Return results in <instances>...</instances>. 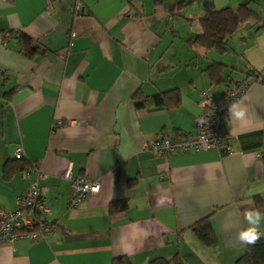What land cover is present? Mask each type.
I'll use <instances>...</instances> for the list:
<instances>
[{
	"label": "crops",
	"instance_id": "crops-1",
	"mask_svg": "<svg viewBox=\"0 0 264 264\" xmlns=\"http://www.w3.org/2000/svg\"><path fill=\"white\" fill-rule=\"evenodd\" d=\"M244 4L258 18L225 53L190 45L203 16ZM23 35L39 51L33 58L21 52ZM215 64L223 69L214 84ZM242 80L249 89L226 127L233 153L142 149L196 135L206 107ZM172 90L180 91L177 108L133 101L138 91L150 98ZM18 146L30 166L6 179ZM33 165L46 176L40 186L56 229L43 241L1 243L0 264H111L120 256L148 264L176 255L186 264H235L246 251L243 233L264 240V0H0V210L17 208ZM68 172L99 181L100 192L70 209ZM113 203L128 207L112 214ZM212 214L219 244L208 248L189 228Z\"/></svg>",
	"mask_w": 264,
	"mask_h": 264
},
{
	"label": "built area",
	"instance_id": "built-area-1",
	"mask_svg": "<svg viewBox=\"0 0 264 264\" xmlns=\"http://www.w3.org/2000/svg\"><path fill=\"white\" fill-rule=\"evenodd\" d=\"M10 36V33L5 34V37ZM249 86V83L244 80L228 87L223 102L213 103L201 114L197 121L196 135L175 138L163 136L158 140L144 143L142 149L165 157L203 151H216L220 154L233 153L232 136L226 131V127L232 108L247 92ZM15 155L23 158L21 146L16 148ZM27 174L34 175V179L27 191L16 197L17 208L13 211L0 210V244L13 243L22 239L34 242L43 241L56 229L51 220L52 209L43 197V189L40 186V180L46 176L37 165H33ZM65 177L71 186L70 209L80 207L87 198L100 192L101 184L97 180L73 175L71 172H68Z\"/></svg>",
	"mask_w": 264,
	"mask_h": 264
},
{
	"label": "trees",
	"instance_id": "trees-1",
	"mask_svg": "<svg viewBox=\"0 0 264 264\" xmlns=\"http://www.w3.org/2000/svg\"><path fill=\"white\" fill-rule=\"evenodd\" d=\"M257 14L250 9L247 4L241 5L237 9L225 8L219 11H212L200 19L201 33L190 41L193 48H200L206 52H216L223 54L227 51V47L231 38L242 28V26L250 21L256 20ZM22 44L21 52L27 57L33 58L39 54V51L32 46V41L26 37L21 36ZM222 65L215 64L209 67L208 72L212 83H218L221 79ZM244 81V80H242ZM240 81V82H242ZM246 81V80H245ZM240 82L233 83L237 84ZM231 84L228 87L232 86ZM228 89V88H227ZM227 91V90H226ZM226 94V92H225ZM225 94L221 101L222 103ZM134 104L137 108L156 107V108H177L180 105V91L172 90L166 93H161L153 97H145L140 91L133 96ZM212 105V104H211ZM207 106L205 110L211 107ZM184 136V135H182ZM179 136V137H182ZM30 164L23 160V158L16 157L10 160L4 166V176L6 179L12 175L24 172ZM260 210L262 209L261 201L256 202ZM128 207L127 203H113L110 208L112 214L124 211ZM212 215L194 223L189 230L192 231L196 237L208 248L218 246L219 239L215 233ZM254 238L249 240L245 238V253L236 261L235 264H264V240L257 235L250 234ZM111 264H134L128 256H120L113 259ZM148 264H186L183 259L176 255L170 259L156 258Z\"/></svg>",
	"mask_w": 264,
	"mask_h": 264
},
{
	"label": "clouds",
	"instance_id": "clouds-1",
	"mask_svg": "<svg viewBox=\"0 0 264 264\" xmlns=\"http://www.w3.org/2000/svg\"><path fill=\"white\" fill-rule=\"evenodd\" d=\"M236 115H238V116L239 115H243V112L242 111H238V112H236ZM241 238H246V239L251 240L254 237L252 235H250L248 232H245V233L242 234V237Z\"/></svg>",
	"mask_w": 264,
	"mask_h": 264
}]
</instances>
